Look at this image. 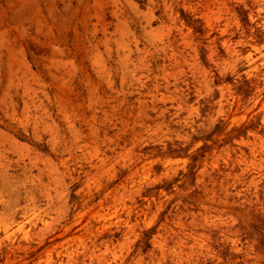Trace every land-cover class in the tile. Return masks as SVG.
<instances>
[{"label":"rangeland","instance_id":"1","mask_svg":"<svg viewBox=\"0 0 264 264\" xmlns=\"http://www.w3.org/2000/svg\"><path fill=\"white\" fill-rule=\"evenodd\" d=\"M0 264H264V0H0Z\"/></svg>","mask_w":264,"mask_h":264}]
</instances>
